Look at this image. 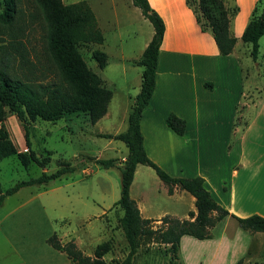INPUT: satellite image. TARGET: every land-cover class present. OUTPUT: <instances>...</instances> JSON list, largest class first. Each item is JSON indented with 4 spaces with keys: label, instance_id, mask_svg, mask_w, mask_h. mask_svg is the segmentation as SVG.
Returning a JSON list of instances; mask_svg holds the SVG:
<instances>
[{
    "label": "crops",
    "instance_id": "obj_1",
    "mask_svg": "<svg viewBox=\"0 0 264 264\" xmlns=\"http://www.w3.org/2000/svg\"><path fill=\"white\" fill-rule=\"evenodd\" d=\"M148 3L163 19L165 33L158 53L154 91L140 120L143 148L149 160L169 176L202 178L211 197L228 212L227 215L215 218L205 238L196 239L198 241L194 243L199 249H189V255L183 264H260L264 261V232L248 229L232 216L243 219L257 215L264 218V92L246 104H239L235 99V110L228 113L214 112L213 95H216L220 85V78L216 74L222 67L203 63L206 58H214L219 54L212 45H206L204 38H208L207 30L201 31L199 24L195 23L194 14L185 0H148ZM152 35L153 29L139 50L140 56ZM212 42L214 43L213 38ZM237 44L236 37L231 54L222 57L236 61ZM104 53L108 67V54ZM140 56H125L121 52L114 59V68L125 82L123 91L115 80H105L97 74L103 85L112 92L109 104L114 93L120 95L123 103L122 106L119 105L118 115L125 128L112 135L127 129L128 114L139 93L142 72L140 67L131 62L138 60ZM173 56L185 57L186 63L171 62ZM130 77L132 79L127 81ZM109 104L105 115L94 124L85 114L81 115L94 128L100 121L111 116ZM237 105L250 111L246 118L241 113L237 114ZM170 113L185 121L183 136L176 135L166 126L165 120ZM94 134L111 133L98 131ZM17 135L21 138V135ZM22 145L21 141L18 147ZM126 155L127 152L120 158H114L115 166L120 167ZM92 159L101 160L93 156L79 157L82 173L85 175L89 173L85 167L92 163ZM225 171L229 172L228 177L225 176ZM41 194L38 190L25 203L34 202ZM128 195L140 218L150 220L153 224L161 223L162 219H177L194 224L199 221V201L176 184L172 185L169 193V187L144 163L134 166ZM157 197L167 199L171 208L155 207L153 203ZM21 208L7 213L2 220H8L15 213L22 212L24 224L4 227L0 222V264H73L64 253L47 244L46 240L53 234L61 243L71 241L83 255L91 257L88 252V237L84 234L74 236L66 217H49L43 207ZM105 215L108 214L101 210L95 218L100 219ZM89 217L84 216L81 222L87 223ZM42 223H45V227ZM239 230L248 232L251 240L239 243L238 237L242 234ZM85 233L88 236L87 230ZM184 237L188 236H183L180 243ZM177 262L179 264V259Z\"/></svg>",
    "mask_w": 264,
    "mask_h": 264
},
{
    "label": "rangeland",
    "instance_id": "obj_2",
    "mask_svg": "<svg viewBox=\"0 0 264 264\" xmlns=\"http://www.w3.org/2000/svg\"><path fill=\"white\" fill-rule=\"evenodd\" d=\"M61 1L64 5L83 1L89 5L97 19L104 42L102 45H82L79 52L89 70L105 80H115L119 89L123 91L125 82L122 81L123 79L114 68V59L121 52L125 56H137L138 58L140 56L139 50L152 33L150 23L142 17L140 10L131 4V0ZM223 4L230 19L229 32L231 36L238 38L235 50L237 60H226L217 54L216 57L206 58L203 61V63L211 66L222 67V70L220 69L216 74L220 78V85L216 95H213L215 103L212 106L214 112L222 114L228 113L232 109L235 110V107L233 108L235 99L239 104H246L247 101L255 99L264 90V36L259 41V52L255 61L250 57V45L243 43L240 39V35L249 20L259 15L262 0H223ZM14 5V19L6 32L15 34L24 43L29 52L30 60L35 66L31 77L36 83L42 84L57 80V77L52 74L53 71L50 70L52 66L45 52V24L35 2L33 0H14ZM4 7L5 0H0V13ZM197 17L203 28L207 30L208 38H204L207 47L212 45L217 51L205 19L199 12H197ZM243 25L244 27H242ZM6 37V35H0V45L2 44L1 39ZM93 50H100L108 54V67L103 70L97 68L91 57ZM186 60L185 57L173 56L171 62L183 64L186 63ZM137 69L141 71L140 68ZM10 70L18 77L24 74L29 76L28 72L20 68L16 62L11 63ZM131 79L132 77L128 78L127 81ZM114 94V98L109 104L111 116L100 121L98 126L94 128L81 114H68L56 122H46L39 119L28 122L31 149L40 158L49 156V163L45 172L51 174L56 171L59 162L68 163L74 170L59 180L51 181L47 187L21 188L16 193L7 196L0 205V222L4 227L24 224L22 212L15 213L8 220H2L12 210L15 211L21 207L25 209L43 207L49 217L58 219L60 216L66 217L69 221V229L73 231L74 236L84 234L85 237H88L90 242L88 252L91 254V258H93L95 247L102 242H109L111 247L110 251L103 256L105 263L121 262L126 258L128 245L119 225L122 211L113 208V204L120 195L119 168L114 166L105 169L92 159V163H88L85 167L86 172H89L85 175L82 173L81 162L79 163V157L82 156H93L101 160H115L114 158H120L126 154L127 151L122 142L101 138L94 134L98 131L112 134L124 130L125 126L121 125L118 115L119 105L122 106L123 104L122 99L119 94ZM3 111L0 130L7 134L18 153L28 156L20 122L6 107L3 108ZM237 111V114L241 113L244 118L250 113L240 105H237ZM17 134L21 135V138ZM21 141L23 145L18 147ZM112 148L113 150H111ZM78 154L79 156H77ZM43 171L34 163H29L27 167H23L16 157L3 159L0 162V189L5 191L17 182L37 178ZM225 176H229L228 171H225ZM36 189L40 190L42 194L34 202L26 204L25 202L32 194L38 193ZM153 204L155 207L158 206L157 208H171L172 206L167 199L162 197H157ZM101 210H105L108 215L100 219L95 218ZM88 215L90 217L87 223H82L81 219ZM44 224L43 227H45ZM86 226L87 229H85ZM167 227V223L152 224V228L159 231H164ZM86 230L88 236H86ZM239 231L242 233L238 237L239 243L242 240L244 242L251 240L248 232ZM195 241L198 240L188 236L179 243L177 253L179 264H183L184 259L188 257L189 249L191 251L197 250L196 248L199 246L194 243ZM138 244L132 264H178L175 254L169 248L170 245L159 242L156 237L151 240L140 239Z\"/></svg>",
    "mask_w": 264,
    "mask_h": 264
},
{
    "label": "trees",
    "instance_id": "obj_3",
    "mask_svg": "<svg viewBox=\"0 0 264 264\" xmlns=\"http://www.w3.org/2000/svg\"><path fill=\"white\" fill-rule=\"evenodd\" d=\"M33 1L45 24V52L52 66L50 70L53 71L52 74L57 77V80L42 84L36 83L31 77L35 66L30 60L29 52L15 34L6 32L14 19L15 5L14 0H5V7L0 13V35L7 36L1 39L0 45V122L3 119V108L6 107L21 124L28 156L18 153L7 134L0 130V162L8 157H16L23 167L34 163L44 171L37 178L17 182L5 191L0 189V205L7 196L21 188L47 186L51 181L59 180L74 170L68 163L59 162L56 171L51 174L45 172L49 156L40 158L31 149L28 122H34L37 119L56 122L68 114H85L94 124L105 115L112 97L111 90L103 85L96 73L88 69L79 52L82 45H102L104 42L96 17L89 5L84 1L68 5H64L61 0ZM131 3L150 23L153 35L140 58L131 62L134 66L140 67L142 72L140 90L129 111L126 131L115 135H97L101 138L120 141L127 149L126 158L118 167L120 195L113 207L122 211L119 225L128 245V253L123 261L109 264H132L139 240H151L155 237L159 242L170 245L169 248L177 260L178 245L183 236L201 240L205 238L208 228L217 216L228 214L211 197L202 178L171 177L150 161L145 153L140 120L154 91L158 53L165 33V24L159 14L150 7L148 0H131ZM185 3L193 12L201 31L205 29L197 17V12L205 19L219 55L231 54L236 38L229 32L230 19L223 0H185ZM263 36L264 0H262L259 15L249 20L240 36L243 43L250 45V57L253 61L257 59L259 41ZM91 57L99 70L106 67L107 56L103 51L93 50ZM15 62L20 68L26 70L29 76L24 74L18 77L12 73L11 63ZM165 124L178 136H183L185 133V121L172 113L166 117ZM95 162L105 169L115 166L113 159L95 160ZM137 163H144L151 167L158 178L169 187V193L172 185L176 184L195 197L201 207L198 223L162 219L161 223H167L168 227L164 231H159L152 228V221L141 219L128 195L132 171ZM232 218L248 229L264 232V218L260 216L252 215L243 219L232 216ZM46 242L53 249L64 253L73 264H107L103 256L111 248L109 242H102L95 247L93 258H91L83 255L71 241L61 243L55 234ZM260 264H264V261Z\"/></svg>",
    "mask_w": 264,
    "mask_h": 264
}]
</instances>
